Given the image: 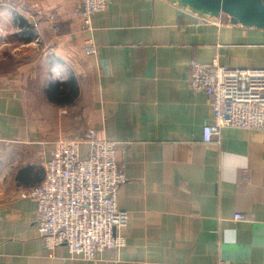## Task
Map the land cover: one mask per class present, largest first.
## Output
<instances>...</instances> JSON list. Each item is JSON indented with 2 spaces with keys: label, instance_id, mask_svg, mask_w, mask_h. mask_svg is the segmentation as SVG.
I'll return each instance as SVG.
<instances>
[{
  "label": "crops",
  "instance_id": "crops-1",
  "mask_svg": "<svg viewBox=\"0 0 264 264\" xmlns=\"http://www.w3.org/2000/svg\"><path fill=\"white\" fill-rule=\"evenodd\" d=\"M80 4L0 0V264H264V132L225 128L205 143L210 101L188 87L191 60L264 69V30L166 0H107L88 33ZM69 81L76 98L50 102L48 86ZM89 131L118 144L128 215L124 247L94 261L49 250L21 197L57 140Z\"/></svg>",
  "mask_w": 264,
  "mask_h": 264
},
{
  "label": "built area",
  "instance_id": "built-area-1",
  "mask_svg": "<svg viewBox=\"0 0 264 264\" xmlns=\"http://www.w3.org/2000/svg\"><path fill=\"white\" fill-rule=\"evenodd\" d=\"M106 7L107 0H81L77 14L86 32L92 33L91 17ZM83 53H96L92 37L85 41ZM188 69V87L210 101L211 124L203 127L205 143L225 128L264 132V69H231L217 59L210 64L191 60ZM117 148L116 142L99 139L92 131L55 142L41 164L42 181L21 195L34 202V225L49 250L62 246L70 259L94 261L103 251L124 247L121 232L128 215L117 206L118 189L125 181ZM233 219L242 220V215Z\"/></svg>",
  "mask_w": 264,
  "mask_h": 264
},
{
  "label": "water",
  "instance_id": "water-1",
  "mask_svg": "<svg viewBox=\"0 0 264 264\" xmlns=\"http://www.w3.org/2000/svg\"><path fill=\"white\" fill-rule=\"evenodd\" d=\"M208 18L225 15L231 24L264 30L262 0H166Z\"/></svg>",
  "mask_w": 264,
  "mask_h": 264
},
{
  "label": "trees",
  "instance_id": "trees-1",
  "mask_svg": "<svg viewBox=\"0 0 264 264\" xmlns=\"http://www.w3.org/2000/svg\"><path fill=\"white\" fill-rule=\"evenodd\" d=\"M48 100L57 105L70 104L77 96V91L73 81L67 83L55 82L48 86L46 91ZM43 179V171L41 172V182Z\"/></svg>",
  "mask_w": 264,
  "mask_h": 264
}]
</instances>
